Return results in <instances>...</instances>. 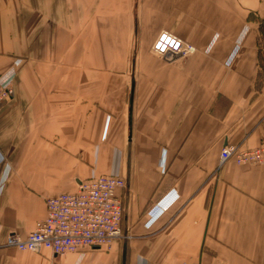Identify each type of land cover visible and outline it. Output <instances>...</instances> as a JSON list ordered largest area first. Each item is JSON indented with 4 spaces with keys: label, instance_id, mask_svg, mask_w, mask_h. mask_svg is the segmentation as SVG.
I'll list each match as a JSON object with an SVG mask.
<instances>
[{
    "label": "crops",
    "instance_id": "obj_1",
    "mask_svg": "<svg viewBox=\"0 0 264 264\" xmlns=\"http://www.w3.org/2000/svg\"><path fill=\"white\" fill-rule=\"evenodd\" d=\"M263 24L264 0H0V264H264V160L220 164L264 145ZM164 30L196 51L163 58ZM115 173L110 249L6 245L47 198Z\"/></svg>",
    "mask_w": 264,
    "mask_h": 264
},
{
    "label": "built area",
    "instance_id": "obj_2",
    "mask_svg": "<svg viewBox=\"0 0 264 264\" xmlns=\"http://www.w3.org/2000/svg\"><path fill=\"white\" fill-rule=\"evenodd\" d=\"M153 49L170 59L196 51L192 43L167 32L159 36ZM12 94L11 79L0 81V105ZM230 160L239 164L261 163L264 160V145L252 149L225 145L220 152V164ZM125 186V179L116 174L79 180L74 191L47 198L45 218L39 220L26 237L14 232L8 234L6 245L36 253L48 249L55 255L110 249L125 237L122 230L124 206L118 194V190ZM158 207L155 204L149 209L151 217L154 218Z\"/></svg>",
    "mask_w": 264,
    "mask_h": 264
},
{
    "label": "rangeland",
    "instance_id": "obj_3",
    "mask_svg": "<svg viewBox=\"0 0 264 264\" xmlns=\"http://www.w3.org/2000/svg\"><path fill=\"white\" fill-rule=\"evenodd\" d=\"M263 29H264V24H263ZM164 32H167V33H169V34H172V35H174V36H177V37H179V38H181V39H183L184 40V38H182V37H180V36H178V35H176V34H174L173 32H170V31H167V30H164V31H162L161 33H159L158 34V36L155 38V40L153 41V44H152V49H153V46H154V44H155V42L157 41V39L159 38V36L162 34V33H164ZM184 41H186V40H184ZM188 42V41H187ZM191 43V42H190ZM193 44V43H192ZM195 47H196V49H197V46L195 45V44H193ZM153 51L154 52H156L154 49H153ZM157 53V52H156ZM158 54V53H157ZM160 55V54H159ZM160 56H162L163 58H165V59H168V60H171L170 58H168V56H165V55H160ZM174 58H177V57H174ZM134 59H135V57L132 59V62L134 61ZM133 68V67H132ZM15 77H16V72H15V70H14V72H8V73H5V74H1L0 75V81H4V80H6V79H8V78H10L11 79V84H12V88H13V94H12V96H14V93H15ZM132 88H133V86H131V88L129 89V90H131L130 91V93L128 92V96H129V94H130V96L132 97L133 96V90H132ZM11 96V97H12ZM10 97V98H11ZM9 99V98H8ZM8 99H6V100H8ZM6 100H4V101H6ZM3 101V102H4ZM2 102V103H3ZM1 103V104H2ZM131 105H132V103H131ZM1 106V105H0ZM130 109H131V107H130ZM111 117V118H122L121 117V112L119 111V109L117 108L116 110H114V112L113 113H111V114H109L108 115V117ZM116 174V173H115ZM117 175V174H116ZM91 177H93V176H91ZM90 177V178H91ZM85 180V179H84ZM102 249H104V250H106L105 248H102Z\"/></svg>",
    "mask_w": 264,
    "mask_h": 264
},
{
    "label": "water",
    "instance_id": "obj_4",
    "mask_svg": "<svg viewBox=\"0 0 264 264\" xmlns=\"http://www.w3.org/2000/svg\"><path fill=\"white\" fill-rule=\"evenodd\" d=\"M130 103H132V100H131V102Z\"/></svg>",
    "mask_w": 264,
    "mask_h": 264
}]
</instances>
